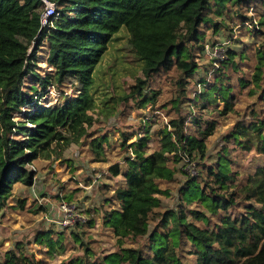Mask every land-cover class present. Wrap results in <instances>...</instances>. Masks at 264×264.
<instances>
[{
    "label": "trees",
    "instance_id": "trees-1",
    "mask_svg": "<svg viewBox=\"0 0 264 264\" xmlns=\"http://www.w3.org/2000/svg\"><path fill=\"white\" fill-rule=\"evenodd\" d=\"M54 1L58 14L43 26L42 0H0V212L8 205L16 183L32 182L35 173L27 168L28 163L54 142L62 146V141H78L88 133L94 123L89 114L95 105L93 72L123 25L129 29L132 50L144 62V77H137L132 89L142 104L155 102L156 93H144L149 77L171 70L183 74L176 83L185 97L188 82L199 67L195 57L202 48L203 25L217 27L219 23L211 12L222 15L233 7L240 10L258 4L260 9L253 11L264 25V0ZM241 17L252 19L246 14ZM44 42L46 61L54 67L47 77L34 68L36 53ZM33 44L36 47L31 51ZM235 56L236 52L229 50L230 61L214 69L216 79H222L224 68L236 64ZM258 58L253 82L264 100V44ZM69 76L80 81V95L57 106L40 104L49 84ZM221 84L218 97L224 107L220 112L235 111L234 93ZM215 91L211 85L202 94L203 106L213 104ZM246 115L248 118L236 121L226 137L247 151L255 149L264 155V114L252 108ZM185 120L183 115L171 118L170 129L164 128L151 150L152 137L146 129L129 145L134 157H126L128 167L121 170L119 163L110 166L115 175L122 173L125 184L115 189L119 207L106 210L105 223L120 243L125 237L134 241L146 237L145 242L102 258L86 247L83 255L59 264H264V163L233 185L236 172L226 147L215 162L203 164L199 176L204 185L193 178L182 188V199L195 200L196 206L185 208L180 203L177 209L158 213L160 220L150 229L151 216L162 205L160 194L168 192L158 179L175 171L173 164L184 158H204L207 139L218 126L217 119L200 121L195 117L191 124ZM93 147L101 154L100 139L93 141ZM48 239L54 253L63 247L62 236L51 241L48 235ZM187 243L193 246L190 262L182 255ZM0 264L47 263L27 253L25 244L18 241L17 247L3 252Z\"/></svg>",
    "mask_w": 264,
    "mask_h": 264
},
{
    "label": "rangeland",
    "instance_id": "rangeland-1",
    "mask_svg": "<svg viewBox=\"0 0 264 264\" xmlns=\"http://www.w3.org/2000/svg\"><path fill=\"white\" fill-rule=\"evenodd\" d=\"M257 6L240 10L233 7L224 10L222 15L211 12L210 16L219 23L217 27L209 26L213 23L203 25L202 48L195 57L199 67L188 82L185 97L176 83L183 74L171 70L149 77L144 93H156V96L155 102L146 104L140 102L137 94L132 95L137 77H144V62L132 50L129 29L123 25L114 34L93 72L91 92L95 105L89 114L93 116L94 123L88 127V133L78 141L68 144L62 141V146L54 142L38 159L26 165L35 173L32 182L14 185L8 205L0 212V261L3 252L17 247L18 241L25 244L27 253H34L36 259H43L47 264H59L64 259L81 256L86 247L93 250L94 256L102 258L110 252L120 251L122 247L144 243L146 237L136 241L125 237L120 243L105 223L106 210L119 207L115 189L125 184L122 173L115 175L110 166L119 163L121 170L126 169V157L132 156L130 143L149 129L151 150L159 142V134L164 128L170 129V119L179 115L186 117L189 124L195 121V117L200 121L217 119L218 126L207 139L204 158L199 155L190 161L184 158L173 164L175 171L158 179L160 187L168 192L160 194L162 205L151 216L154 217L150 221L151 230L160 220L158 213L177 209L180 203L185 208L196 206L195 200L182 199V188L187 187L193 178L204 185L205 181L199 176L203 164L215 162L225 147L236 172L233 185L246 180L250 173L263 165L264 155L255 149L247 151L226 137L236 121L248 118L246 112L250 109L264 114V100L253 82L256 65L260 63L259 50L264 44V25L258 22L259 18L253 11L260 9ZM241 14L252 19L246 20ZM34 47L36 44L30 50ZM229 50L236 52V64L231 63L224 68L222 79H216L214 69L230 61ZM36 54L35 71L46 77L52 75L54 67L46 61V42ZM262 66L264 71V64ZM202 79L208 83L204 84ZM221 83L234 93L235 111L220 112L224 107L223 100L218 97L223 87ZM211 85L217 92L213 96V104L203 106L202 94L207 93ZM81 91L80 81L69 76L60 83L49 84L40 104L61 105L67 99L80 95ZM64 134L69 135L67 132ZM95 139L101 140V154L94 150ZM231 212L238 213L237 210ZM65 217L70 218L71 223L61 225L59 222ZM48 235L51 241L58 236L63 237V247L55 245V253L48 242ZM184 247V261H193V254L189 251L193 246L187 243Z\"/></svg>",
    "mask_w": 264,
    "mask_h": 264
},
{
    "label": "built area",
    "instance_id": "built-area-1",
    "mask_svg": "<svg viewBox=\"0 0 264 264\" xmlns=\"http://www.w3.org/2000/svg\"><path fill=\"white\" fill-rule=\"evenodd\" d=\"M44 4V9L41 13V23L43 26L48 25L49 23H52V19L58 14L57 11V3L54 0H42ZM132 150V148H131ZM134 157V152L132 150V156ZM61 225H67L71 223V219L68 217H65L63 220L59 222Z\"/></svg>",
    "mask_w": 264,
    "mask_h": 264
}]
</instances>
